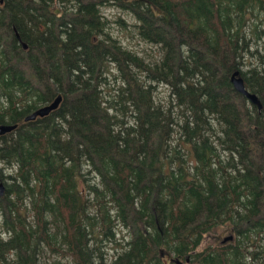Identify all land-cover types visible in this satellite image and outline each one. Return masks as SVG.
Here are the masks:
<instances>
[{
    "label": "trees",
    "instance_id": "1",
    "mask_svg": "<svg viewBox=\"0 0 264 264\" xmlns=\"http://www.w3.org/2000/svg\"><path fill=\"white\" fill-rule=\"evenodd\" d=\"M0 123V264H264V0H0Z\"/></svg>",
    "mask_w": 264,
    "mask_h": 264
},
{
    "label": "rangeland",
    "instance_id": "2",
    "mask_svg": "<svg viewBox=\"0 0 264 264\" xmlns=\"http://www.w3.org/2000/svg\"><path fill=\"white\" fill-rule=\"evenodd\" d=\"M102 12L109 20H112V21L118 15H120L126 21L127 24L128 23L130 24L133 22V18L131 16H129L127 13L122 12L120 9L115 8V7L105 6L104 8H102ZM109 32L111 34H113L114 36L119 37L124 44H127V45L130 44L135 49H137V48L140 49L143 46H146L144 48H146L147 50H150L149 52L154 51V49L147 46L143 42H141V41L138 42V40L136 39V37L134 35L132 37H129V35L126 33V31L122 30L119 26H117L114 23L110 24ZM116 73H117L116 69L112 68L110 73L107 75V79L109 80L110 85H111V83H113V80H112L113 74H116ZM154 94L156 97H159V98L166 97L167 96V87L161 83H158L155 87ZM0 222H1V215H0ZM113 230L115 231V233L113 234V236L111 238L104 239L105 243L103 244V247H102V249L104 251H106V253H107V258H108L107 261H109L113 257L116 250L118 249L117 247L119 245V242H121L120 241L121 239L119 237L120 233L125 232V228H123L119 225H114ZM229 233H231V236H232V231H229L228 229H223L221 227L216 228L214 231H211L208 233V235L206 234L204 236V238L201 240V243L198 245V248H201L202 246H204L207 243L216 244L217 242H219L221 240V238L223 236H225ZM0 235L3 238L6 237L5 232L0 231ZM113 237H115V238L112 239ZM124 239L125 238H123V240ZM162 255L164 257V261H166V264H174V263L168 262V255L166 253H162Z\"/></svg>",
    "mask_w": 264,
    "mask_h": 264
},
{
    "label": "water",
    "instance_id": "3",
    "mask_svg": "<svg viewBox=\"0 0 264 264\" xmlns=\"http://www.w3.org/2000/svg\"><path fill=\"white\" fill-rule=\"evenodd\" d=\"M18 38V36L16 35ZM22 47H25L26 44L23 41H20ZM229 81L233 87V89L241 94H243L250 102L254 103L257 108L261 107V102L257 98L256 94L247 90L244 87L242 77L239 75L238 70L234 69L229 74ZM61 99V94L57 93L53 98H51L48 102L43 103L37 107H35L33 110H31L29 113H27L23 119H32L35 116H42L47 114L50 110L56 108L59 104V101ZM16 123H0V134L4 133L13 127H15ZM3 191V184L0 181V194ZM231 238V234H227L224 237H222V241L227 240ZM177 262H180L178 259H176ZM185 261H187V257L185 258Z\"/></svg>",
    "mask_w": 264,
    "mask_h": 264
}]
</instances>
